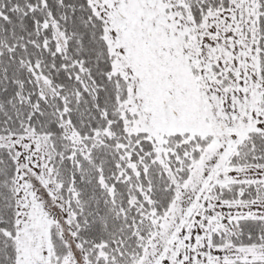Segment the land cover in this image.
I'll return each mask as SVG.
<instances>
[{
    "label": "snow or ice",
    "instance_id": "1",
    "mask_svg": "<svg viewBox=\"0 0 264 264\" xmlns=\"http://www.w3.org/2000/svg\"><path fill=\"white\" fill-rule=\"evenodd\" d=\"M0 264H264V0H0Z\"/></svg>",
    "mask_w": 264,
    "mask_h": 264
}]
</instances>
